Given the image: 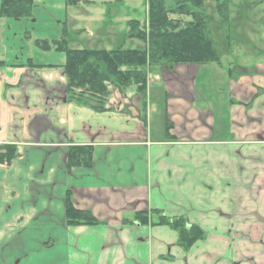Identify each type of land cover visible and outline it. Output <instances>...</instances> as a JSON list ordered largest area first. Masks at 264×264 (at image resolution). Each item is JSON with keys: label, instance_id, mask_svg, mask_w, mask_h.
I'll list each match as a JSON object with an SVG mask.
<instances>
[{"label": "crops", "instance_id": "obj_1", "mask_svg": "<svg viewBox=\"0 0 264 264\" xmlns=\"http://www.w3.org/2000/svg\"><path fill=\"white\" fill-rule=\"evenodd\" d=\"M47 1L57 18L53 38L29 27ZM69 5L77 3L34 0L31 17L0 15V145L16 148L0 162V264H264L257 77L232 80L220 57L149 72L145 99L136 87H110L105 111L68 102L66 55L38 40L65 36L71 47L75 35L74 49L139 47L124 37L130 12L69 16ZM143 12L148 18V4ZM224 37L227 54L232 37ZM254 63L264 65L260 57ZM86 146L92 165L69 167V149ZM68 196L99 223L69 225ZM154 210L199 226L205 237L181 246L171 224L153 223ZM140 212L148 222L137 221Z\"/></svg>", "mask_w": 264, "mask_h": 264}, {"label": "trees", "instance_id": "obj_2", "mask_svg": "<svg viewBox=\"0 0 264 264\" xmlns=\"http://www.w3.org/2000/svg\"><path fill=\"white\" fill-rule=\"evenodd\" d=\"M67 1L68 4H73L78 0ZM146 1L147 23L132 19L128 22V31L124 34L126 39L141 41L142 46L117 47L110 50L74 49L69 46L65 36L60 40L36 42L42 49H55L65 53L66 62L62 68L66 77L68 102L98 112L105 111L109 109L110 87L118 88L122 92L130 87H136L145 99L149 72H156L164 65L220 62L216 42L209 31L205 0ZM215 2V10L229 39L231 37L230 0H215ZM33 8L34 0H1L0 15L6 18H28L32 16ZM172 15H177L179 18H172ZM184 17L189 19L185 21ZM1 66H5L4 61H0ZM167 128L170 129L169 124ZM0 150H4L0 153V162H10L16 157L14 145H0ZM92 159L91 147L69 149V167L73 165L90 167ZM66 207L69 225L99 223L90 211L76 208L70 196L67 198ZM152 216L155 224H171L179 233V244L185 248L206 235L199 226H189L183 218H168L160 210H154ZM135 218L140 223H146L150 219L148 214L142 212Z\"/></svg>", "mask_w": 264, "mask_h": 264}, {"label": "rangeland", "instance_id": "obj_3", "mask_svg": "<svg viewBox=\"0 0 264 264\" xmlns=\"http://www.w3.org/2000/svg\"><path fill=\"white\" fill-rule=\"evenodd\" d=\"M78 0L75 1L77 5H69L68 15L72 16V13L79 12V15H87V12H91L94 15L103 16L106 12L121 10L119 14H125L130 12L132 18L140 19L142 23H147V15L143 12L146 8V0H124L125 5L116 7L114 4L110 5L108 0ZM143 1V4H142ZM259 0H230V14H231V45L229 46V52L226 54L227 46L224 37L225 30L222 28L220 17L215 11L214 0H205V10L209 16V31L216 42L218 52L221 59L225 62V70L230 67L232 71V80H238L244 78L253 80L256 78V84L264 88V65H260L254 62L257 57H260L264 61V1ZM80 2V3H79ZM79 3V4H78ZM257 3V4H255ZM41 6V7H40ZM37 7L39 20L31 23L30 29L35 33L50 34V38L56 35V26H52L51 20H55L56 13L51 11V2L47 1L45 4ZM136 9V11H133ZM70 13V14H69ZM172 18H179L177 15H172ZM62 18H65V10H63ZM185 21L189 18L184 17ZM100 22H95V25L91 28L95 31L99 30L101 26ZM77 36L70 35L71 47H75L74 40ZM52 40V39H51ZM137 41V40H134ZM138 45L128 47L142 46L141 41H137ZM257 54V55H256ZM231 62L227 65V62ZM262 70V71H261ZM249 77V78H247ZM254 83V81H252ZM159 118L156 116V120ZM157 124V121H156ZM155 219V218H154Z\"/></svg>", "mask_w": 264, "mask_h": 264}]
</instances>
